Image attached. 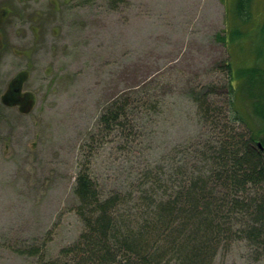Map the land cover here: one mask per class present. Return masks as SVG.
<instances>
[{"label":"rangeland","instance_id":"1","mask_svg":"<svg viewBox=\"0 0 264 264\" xmlns=\"http://www.w3.org/2000/svg\"><path fill=\"white\" fill-rule=\"evenodd\" d=\"M230 3L44 0L45 52L22 87L35 104L0 101V264H37L79 238L74 186L81 160L107 194L137 184L174 145L211 137L209 123L199 122L194 89L221 93L226 61L234 68L255 62L254 39L229 46L218 38ZM253 11L264 17V0H255ZM127 91L139 132L124 136L119 127L105 130L99 118ZM214 97V106L227 108L220 100L226 95ZM237 105L246 119L240 129L260 124ZM31 247L39 253L30 255ZM227 247L214 264H264V247L243 238Z\"/></svg>","mask_w":264,"mask_h":264},{"label":"trees","instance_id":"2","mask_svg":"<svg viewBox=\"0 0 264 264\" xmlns=\"http://www.w3.org/2000/svg\"><path fill=\"white\" fill-rule=\"evenodd\" d=\"M230 2L231 18L218 38L229 46L254 39L255 62L234 68L226 61L229 78L221 93L214 86L194 89L199 122L209 123L211 137L174 145L137 184L107 194L81 160L74 192L83 231L57 257L37 264H214L236 238L264 247V17L253 11L255 0ZM223 94L227 108L214 106V96ZM133 101L130 91L112 98L99 118L104 129L138 133ZM237 102L260 124L240 129L246 119Z\"/></svg>","mask_w":264,"mask_h":264},{"label":"flooded vegetation","instance_id":"3","mask_svg":"<svg viewBox=\"0 0 264 264\" xmlns=\"http://www.w3.org/2000/svg\"><path fill=\"white\" fill-rule=\"evenodd\" d=\"M45 24L44 0H0V101L15 92L7 106H21L24 77L41 66Z\"/></svg>","mask_w":264,"mask_h":264},{"label":"water","instance_id":"4","mask_svg":"<svg viewBox=\"0 0 264 264\" xmlns=\"http://www.w3.org/2000/svg\"><path fill=\"white\" fill-rule=\"evenodd\" d=\"M12 94L15 95V92L12 91ZM12 94L8 95V98L6 100L8 103L9 102H13L12 98H14V97L12 96ZM24 96H25V98H24V101L21 102V108L22 107L30 108L31 106H33V104H34V97L32 95H31L32 96L31 97L30 94H26ZM12 104H14V103H12ZM259 145H261V143H259Z\"/></svg>","mask_w":264,"mask_h":264},{"label":"bare ground","instance_id":"5","mask_svg":"<svg viewBox=\"0 0 264 264\" xmlns=\"http://www.w3.org/2000/svg\"><path fill=\"white\" fill-rule=\"evenodd\" d=\"M118 257H120V256H118Z\"/></svg>","mask_w":264,"mask_h":264}]
</instances>
